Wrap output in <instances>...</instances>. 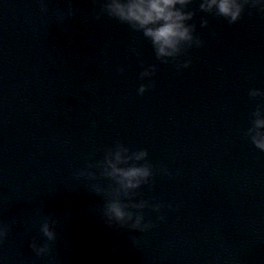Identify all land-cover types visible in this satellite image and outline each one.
Returning <instances> with one entry per match:
<instances>
[{
    "label": "water",
    "instance_id": "water-1",
    "mask_svg": "<svg viewBox=\"0 0 264 264\" xmlns=\"http://www.w3.org/2000/svg\"><path fill=\"white\" fill-rule=\"evenodd\" d=\"M103 2L0 0V264H264V151L248 135L264 105L250 95L264 91V11L229 24L193 0L203 46L164 63ZM118 145L149 153L122 165L153 169L132 195L161 205L140 210L143 232L103 220Z\"/></svg>",
    "mask_w": 264,
    "mask_h": 264
},
{
    "label": "clouds",
    "instance_id": "clouds-1",
    "mask_svg": "<svg viewBox=\"0 0 264 264\" xmlns=\"http://www.w3.org/2000/svg\"><path fill=\"white\" fill-rule=\"evenodd\" d=\"M193 0H104L101 11L103 14L129 25L133 30L143 33V36L150 40L156 58L161 62L168 63L170 59L179 57L187 49L203 46V41L195 35V25L189 23L194 19L195 13L190 10ZM246 6L258 8L264 11V0H200L201 11L215 13L223 17L229 24L238 22ZM72 14L69 7L68 15ZM99 19V16L97 17ZM208 21L202 20L201 27H207ZM191 60L177 65L178 68H187ZM123 71V69H121ZM155 73V66L151 70H145L141 79L150 78ZM147 91V85L142 84L138 92L143 95ZM251 96H264V91L253 89ZM255 119L248 135L255 147L264 151V105L258 106L253 113ZM129 149L118 145L114 152V159L109 158L104 167V174L113 179L119 187L109 193L110 199L103 211V220L109 227H119L131 231H146L153 227L145 221L142 211L151 207L159 213L161 205H150L147 201L136 203L132 201L135 190L149 183L153 177V169L148 164L127 165L129 161L137 162L146 160L149 153L142 150L128 155ZM127 201V202H126ZM136 210V211H134ZM163 220L165 217L160 216ZM40 231L46 238L41 244L33 241L32 250L37 256L48 255L51 252V244L57 240L55 223H44ZM7 236V228L0 225V241ZM136 241L134 240V243Z\"/></svg>",
    "mask_w": 264,
    "mask_h": 264
}]
</instances>
